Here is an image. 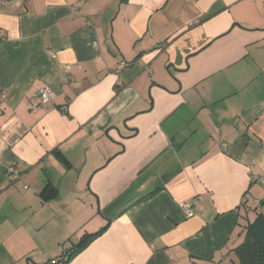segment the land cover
Segmentation results:
<instances>
[{
  "label": "crops",
  "instance_id": "1",
  "mask_svg": "<svg viewBox=\"0 0 264 264\" xmlns=\"http://www.w3.org/2000/svg\"><path fill=\"white\" fill-rule=\"evenodd\" d=\"M261 211L264 0H0V264H235Z\"/></svg>",
  "mask_w": 264,
  "mask_h": 264
},
{
  "label": "trees",
  "instance_id": "2",
  "mask_svg": "<svg viewBox=\"0 0 264 264\" xmlns=\"http://www.w3.org/2000/svg\"><path fill=\"white\" fill-rule=\"evenodd\" d=\"M255 210L256 208L251 209L253 212ZM102 232L103 229L95 233L84 234L59 264H65ZM233 252L237 259L235 264H264V211L256 212L254 219L246 223L243 241L234 248Z\"/></svg>",
  "mask_w": 264,
  "mask_h": 264
},
{
  "label": "built area",
  "instance_id": "3",
  "mask_svg": "<svg viewBox=\"0 0 264 264\" xmlns=\"http://www.w3.org/2000/svg\"><path fill=\"white\" fill-rule=\"evenodd\" d=\"M125 67V63H120L119 68L123 69ZM5 95V92L1 93V97L3 98ZM35 97H37L39 99V101L41 103H46L49 102L52 97H53V93L52 91L46 89V88H39L35 91L34 93ZM17 177V173H15V178ZM258 205V203L256 204ZM182 208L184 209V212L186 213V216L188 218L193 216V212L191 210V207L188 204H183Z\"/></svg>",
  "mask_w": 264,
  "mask_h": 264
},
{
  "label": "rangeland",
  "instance_id": "4",
  "mask_svg": "<svg viewBox=\"0 0 264 264\" xmlns=\"http://www.w3.org/2000/svg\"><path fill=\"white\" fill-rule=\"evenodd\" d=\"M251 210L249 209V212H250ZM251 212H253V211H251Z\"/></svg>",
  "mask_w": 264,
  "mask_h": 264
}]
</instances>
